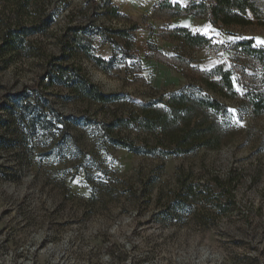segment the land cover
<instances>
[{"label":"rangeland","instance_id":"obj_1","mask_svg":"<svg viewBox=\"0 0 264 264\" xmlns=\"http://www.w3.org/2000/svg\"><path fill=\"white\" fill-rule=\"evenodd\" d=\"M189 1L0 0V264H264V27Z\"/></svg>","mask_w":264,"mask_h":264},{"label":"trees","instance_id":"obj_2","mask_svg":"<svg viewBox=\"0 0 264 264\" xmlns=\"http://www.w3.org/2000/svg\"><path fill=\"white\" fill-rule=\"evenodd\" d=\"M15 6L17 9L30 8L32 0H22L21 2H16ZM95 3L97 0H94ZM161 6L171 7L169 3L162 4ZM175 9H180L182 13L187 15H192L194 18H201L208 20L211 24L221 23L223 25H240L248 26L251 24H257L258 26L264 27V11H262L255 0H190L184 8H180L178 5L173 6ZM50 22V15H47L43 21L44 24L48 25ZM177 38L182 41V43L190 48H200L207 46L209 41L202 35L191 34L185 28H178ZM31 30L29 29L24 32L29 34ZM23 33V34H24ZM17 35L13 36L17 40ZM21 38V37H20ZM19 39V38H18ZM14 41V40H13ZM241 47V52L245 53L247 56L254 58L256 60L262 61V54L264 49L253 47L252 39L242 41L239 43ZM58 77L62 81L64 78H67L64 81L65 84L72 85L76 91L81 94L83 97L94 100L96 102H110L116 99L117 95L105 94L103 93L96 85L90 83L85 76L81 75L80 72H76L72 76H66L63 71L58 70ZM222 82L228 89H232V84L229 78L228 72H219ZM261 82L264 85V72L261 77ZM262 100H252L251 106L254 112L262 111L261 103ZM213 107L219 109L218 103H212ZM259 110V111H258ZM123 146L129 147L126 143H121Z\"/></svg>","mask_w":264,"mask_h":264},{"label":"bare ground","instance_id":"obj_3","mask_svg":"<svg viewBox=\"0 0 264 264\" xmlns=\"http://www.w3.org/2000/svg\"><path fill=\"white\" fill-rule=\"evenodd\" d=\"M41 238L40 237H34L31 240L32 244H37L40 243ZM47 256H53L54 257V261L52 264H66V262L64 261L65 259L63 258V256H59L57 255V253L55 252V250H49L47 251ZM200 262H215L217 259L215 257L212 256H207V255H200ZM62 260V262H61ZM182 261H180L179 263H181Z\"/></svg>","mask_w":264,"mask_h":264},{"label":"snow or ice","instance_id":"obj_4","mask_svg":"<svg viewBox=\"0 0 264 264\" xmlns=\"http://www.w3.org/2000/svg\"><path fill=\"white\" fill-rule=\"evenodd\" d=\"M205 33H207V30H205ZM258 43L260 44H264V41H258ZM236 83L235 79H234V84ZM237 90L239 91V86H237Z\"/></svg>","mask_w":264,"mask_h":264}]
</instances>
